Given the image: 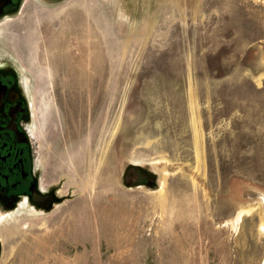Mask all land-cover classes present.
Returning <instances> with one entry per match:
<instances>
[{
	"label": "rangeland",
	"instance_id": "obj_1",
	"mask_svg": "<svg viewBox=\"0 0 264 264\" xmlns=\"http://www.w3.org/2000/svg\"><path fill=\"white\" fill-rule=\"evenodd\" d=\"M2 26L59 199L0 210V264H264V0H31Z\"/></svg>",
	"mask_w": 264,
	"mask_h": 264
},
{
	"label": "flooded vegetation",
	"instance_id": "obj_2",
	"mask_svg": "<svg viewBox=\"0 0 264 264\" xmlns=\"http://www.w3.org/2000/svg\"><path fill=\"white\" fill-rule=\"evenodd\" d=\"M27 2L0 0V42L4 22ZM27 87L9 55L0 56V210L6 213L49 210L59 199L39 159L36 108Z\"/></svg>",
	"mask_w": 264,
	"mask_h": 264
},
{
	"label": "bare ground",
	"instance_id": "obj_3",
	"mask_svg": "<svg viewBox=\"0 0 264 264\" xmlns=\"http://www.w3.org/2000/svg\"><path fill=\"white\" fill-rule=\"evenodd\" d=\"M91 186V185H90ZM241 211V210H240ZM240 213H242V212H240Z\"/></svg>",
	"mask_w": 264,
	"mask_h": 264
}]
</instances>
